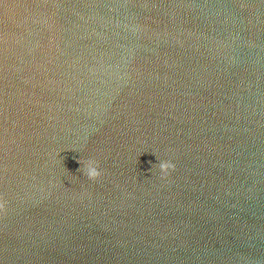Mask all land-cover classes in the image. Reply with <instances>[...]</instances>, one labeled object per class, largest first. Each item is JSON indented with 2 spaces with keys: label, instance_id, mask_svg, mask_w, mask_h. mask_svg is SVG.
Segmentation results:
<instances>
[{
  "label": "water",
  "instance_id": "95a60500",
  "mask_svg": "<svg viewBox=\"0 0 264 264\" xmlns=\"http://www.w3.org/2000/svg\"><path fill=\"white\" fill-rule=\"evenodd\" d=\"M0 264H264V0H0Z\"/></svg>",
  "mask_w": 264,
  "mask_h": 264
},
{
  "label": "clouds",
  "instance_id": "9594fccd",
  "mask_svg": "<svg viewBox=\"0 0 264 264\" xmlns=\"http://www.w3.org/2000/svg\"><path fill=\"white\" fill-rule=\"evenodd\" d=\"M175 165L171 161H161L159 165V171L161 175H168L171 170H174ZM101 175V170L99 168L98 163L89 159L86 168L84 169V176L87 177L88 180H95Z\"/></svg>",
  "mask_w": 264,
  "mask_h": 264
}]
</instances>
